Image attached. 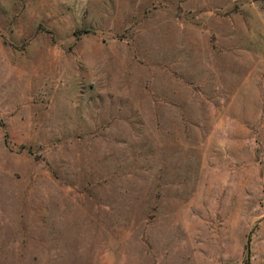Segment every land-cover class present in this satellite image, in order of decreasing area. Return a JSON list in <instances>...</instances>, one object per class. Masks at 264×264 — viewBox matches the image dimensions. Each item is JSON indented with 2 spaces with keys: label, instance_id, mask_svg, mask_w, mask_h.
I'll list each match as a JSON object with an SVG mask.
<instances>
[{
  "label": "rangeland",
  "instance_id": "374dc122",
  "mask_svg": "<svg viewBox=\"0 0 264 264\" xmlns=\"http://www.w3.org/2000/svg\"><path fill=\"white\" fill-rule=\"evenodd\" d=\"M0 264H264V0H0Z\"/></svg>",
  "mask_w": 264,
  "mask_h": 264
}]
</instances>
